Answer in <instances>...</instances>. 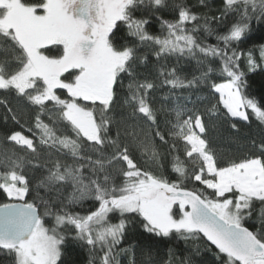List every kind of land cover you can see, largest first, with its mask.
<instances>
[{"label":"snow or ice","instance_id":"6c2138e0","mask_svg":"<svg viewBox=\"0 0 264 264\" xmlns=\"http://www.w3.org/2000/svg\"><path fill=\"white\" fill-rule=\"evenodd\" d=\"M144 2L0 0V37L8 42L7 47H0V90L15 91L38 106L41 114L47 112L50 123L41 120L40 115L36 117L39 146H46L50 156L54 150L75 161L68 164L51 159L50 164L39 165L47 168V175L36 186V199L28 200L26 197L33 189L24 166L31 161L15 151L0 152V191L8 201L0 203V250L11 254L14 264H65L63 257L69 240L80 241L90 250L99 245L106 249L101 264H116L113 249L124 238L128 225L124 216L130 213L142 216L144 229L157 236L168 237L175 232L187 239L189 235L203 234L218 249V264H264V145L260 155L218 166L209 141L202 138L206 126L200 111L177 106L172 110L174 122L167 123L172 140L183 142L184 159L175 155L172 161V170L180 180H169L162 172L157 174L163 166L153 135L128 122L143 117L153 126L154 136L163 144L169 143L159 130L157 113L149 103L148 92L156 85L147 79H136V47L116 40L118 22H123L131 37L158 46V58L170 54L202 56L204 60L197 62L204 64L205 70L199 77L186 80L177 75L175 68L161 69L163 83L178 89L208 82L212 91L219 94L217 103L223 105L230 118L247 121L250 109L264 122V105L247 94L250 85L240 61L242 57L246 60L248 72H255L262 64L251 50L244 53L232 47L245 39L254 21L264 22V0H224L225 13L232 12L238 18L226 34L217 35L218 44L199 40V25L186 27L204 19V31L213 34L209 18L186 7L179 9L175 22H162L167 30L165 35H150L145 30L149 21L133 15ZM148 2L159 8L164 0ZM221 43L223 47L219 46ZM49 46L59 48V54H46ZM210 58H219L218 70L205 64ZM260 60L264 62V45L260 47ZM217 71L219 83L210 79ZM121 74L131 78L125 103L132 111L119 122L112 138L109 128L114 117L108 113L117 98ZM58 89L66 90L67 98H61ZM78 101L90 102L93 107ZM47 102H52L51 109L46 108ZM97 102L99 109L94 107ZM8 111L12 113L11 108ZM206 111L211 116L217 105ZM12 119L19 123L15 113ZM60 124L74 136L65 134L58 127ZM28 132L31 135L12 131L6 141L38 159L35 134L32 129ZM84 142L89 144L92 154H84ZM170 149L179 152L176 143ZM197 161L199 166L192 169L191 179L212 190L211 196L204 189H189L183 182L188 176L186 164ZM86 167L90 173L87 176ZM116 176L121 178L120 184L115 182ZM64 185H70L73 191L59 211L50 213L47 209L51 201L40 196L39 191L42 189L47 195L59 192ZM85 199L94 200L99 206L85 215L69 210ZM36 200L46 209L43 214ZM257 202L261 207L256 222L246 226ZM177 204L178 218L173 214V205ZM116 211L121 219L112 224L108 215ZM49 215H54L52 227L45 223ZM66 226L71 227L74 235L61 231Z\"/></svg>","mask_w":264,"mask_h":264},{"label":"trees","instance_id":"16d2710c","mask_svg":"<svg viewBox=\"0 0 264 264\" xmlns=\"http://www.w3.org/2000/svg\"><path fill=\"white\" fill-rule=\"evenodd\" d=\"M30 3H35L37 0H28ZM181 7L189 8L192 12L200 17L209 18V27L213 30V34L204 31V19L192 22L186 25L187 28H192L194 25L200 26V31L196 33L199 40L207 44H218L217 35L226 34L231 25L238 18L234 13H225L224 0H164V3L159 7L150 4L148 0L141 5H138L133 15L136 19H147L149 23L145 26V30L152 36H163L166 34V28L163 26V21L167 20L175 22L178 19V12ZM222 14L223 17H222ZM220 18L213 20L212 18ZM222 17V18H221ZM120 31L116 32V40L120 43L134 45L137 49L136 55L138 59L133 65V70L136 79L143 82L145 79L154 83L156 87L148 92L149 103L157 113V126L161 133L165 135L168 144H163L158 137L154 136V129L150 122L143 117H138L135 121L129 120V123H136L140 128L149 134L153 135L154 142L161 154L160 164L162 168L157 169V174L163 173L169 180H180L177 173L172 170V161L175 155H179L184 159L183 142L173 141L168 135L170 125L168 121L174 122V113L172 112L177 106L187 109H197L204 117L206 126V134L202 137L209 141L210 147L213 149L218 166H226L229 162L239 160L245 157L260 155V147L264 145V122H261L249 109V119L244 121L240 118H230L227 115V110L222 104H218L219 94L214 93L208 82L197 83L192 88L172 89L169 85L163 83L164 77L160 75V70L176 69L177 75L182 79L192 80L194 77H199L201 72L205 70L204 64L198 63V60H204L202 56L190 57L179 56L176 54L156 56L158 46L151 42L140 43L135 37H131L128 32L127 25L123 22H118ZM264 45V22H253L250 31L246 34L245 39L239 43L232 45L244 53L249 50L253 52L257 62L262 64V68H258L255 72L247 71L246 60L242 57L240 67L247 72V79L250 85L247 94L255 98L261 105H264V62L260 60V47ZM8 42L0 37V47H7ZM223 47V44H219ZM49 51L46 54L58 55L59 48L49 46ZM205 64H211L215 69L221 67L219 58H210L205 61ZM15 65L13 64V67ZM219 71L215 72L210 79L217 83L221 82ZM120 83L118 84V94L115 100L112 111L108 115L114 117V122L109 128V136L115 138L117 127L122 119H127L132 111L130 105L125 101L129 96L128 85L131 78L127 74H121ZM57 94L61 98H67L66 90H57ZM85 106L93 107L90 102L78 101ZM213 104L217 105V111L211 116L208 115L206 109ZM52 102L46 103V108L51 109ZM99 109V102L94 105ZM12 109V113L17 116L16 120L12 119V113L8 109ZM40 115V119L45 123H50L47 112L41 114L38 106L28 103L24 98L19 97L15 91L0 90V152L7 149L9 152L15 151L19 155H26L25 173L30 180V188L33 189L28 200L36 199V186L47 175V168L39 165L50 164L51 159H61L65 163L73 164L75 161L70 155L51 152L46 146H39V132L35 128L36 117ZM99 112H97V116ZM236 127L233 128L232 125ZM67 135H73L72 131L64 128L63 124L58 125ZM28 129H32L33 137L38 145V159H33L30 154H26L19 147L6 141V137L12 131H24L25 135H31ZM122 131V128H121ZM57 134H60L59 132ZM176 143L179 152H173L170 145ZM84 154H92L88 143L84 142ZM111 151L110 149L108 150ZM137 157L139 154H136ZM95 158V156H93ZM188 176L184 179V184L189 189H204L211 196L212 190L206 189L204 185L195 182L191 179L192 169L199 166V161L196 164L187 163ZM119 167V165L117 166ZM3 168L0 167V171ZM85 176L89 175L87 167L84 170ZM117 184L121 183L119 176L115 177ZM73 189L70 185L61 186L59 192L53 191L47 195L41 189L39 195L45 200H50L51 204L47 211L55 213L67 203L68 196ZM8 202L5 194L0 191V203ZM39 211L43 214L46 209L36 200ZM99 203L85 199L79 204L70 206L69 210L78 212L81 215L87 214L89 210H95ZM261 205L257 202L256 211L253 216L246 221V226H251L256 222ZM173 214L178 218L180 209L178 204L173 205ZM121 217L118 211L109 213L108 220L112 224L119 223ZM124 219L128 221L125 230L124 238L113 249V257L116 264H218L215 253L218 251L203 234L198 236L189 235L187 239L173 232L168 237L157 236L154 233L147 232L143 224L145 223L142 216L137 213L125 214ZM46 226L52 227L55 223L54 215L45 217ZM65 235L72 236L70 226L62 228ZM106 249H101L98 245L95 250H90L89 246L80 241L69 240L65 248L63 257L65 264H101V257ZM0 264H14L13 256L6 251L0 250Z\"/></svg>","mask_w":264,"mask_h":264}]
</instances>
